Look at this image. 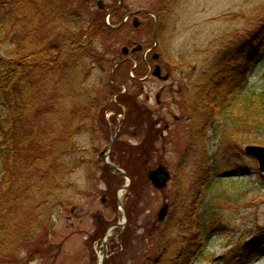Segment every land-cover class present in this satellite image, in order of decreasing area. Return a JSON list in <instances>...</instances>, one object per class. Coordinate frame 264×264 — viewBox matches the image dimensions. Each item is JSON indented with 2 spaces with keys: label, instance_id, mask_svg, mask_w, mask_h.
<instances>
[{
  "label": "rangeland",
  "instance_id": "374dc122",
  "mask_svg": "<svg viewBox=\"0 0 264 264\" xmlns=\"http://www.w3.org/2000/svg\"><path fill=\"white\" fill-rule=\"evenodd\" d=\"M69 1L70 10L84 20L99 18L114 26L122 24L129 13L143 9L157 12L164 7L169 18L159 47L149 53L146 51L155 44L154 20L150 17L140 16L139 29L133 27L130 18L122 29H105L96 39L102 56L92 64L90 81L103 80V87L97 84L101 86L97 96L111 108L132 112L108 157L117 165L129 166L131 188L122 190L127 179L108 169L105 156H100L109 149L121 116L116 110H103V119L96 121L92 132L80 137L89 163L69 176L78 191L68 193L66 207L52 217V229L46 227L33 246V252H41L40 255L25 259L23 252L12 258L16 259L15 264L23 258L24 264H100L107 230L124 220L117 203L120 192L122 203L131 213L124 227L111 232L104 264H141L145 259L159 264L158 258L172 262L176 259L178 264H237L239 259L229 257L248 243H259L252 264H264V180L255 162L241 152L227 155L222 151L218 156L222 173L233 172V167L235 172L238 166L243 175L226 178L221 184L226 190L223 201L212 203L211 195L203 199L200 210L206 211L210 203L207 211L211 212L205 218V234L197 238L185 226L192 215L188 206L197 190L204 152H213L212 141L191 140L189 112L185 109L187 95L193 91L201 69L226 43L238 42L247 29L264 19V0H124L122 9L110 18L107 13L119 0ZM98 2L105 4L104 10L98 8ZM137 45H143L144 50L131 56L128 66L112 77L115 63L125 58L122 48ZM154 54L160 56L158 62H154ZM156 64L170 75L168 81L154 77L133 81L136 76L145 78ZM100 68L105 72H100ZM263 72L264 68L258 67L252 81L257 82ZM115 76L128 91L122 98L126 104L121 108L114 104L121 102L118 92L109 97L104 87ZM262 142L259 145L264 146V139ZM160 165L173 176L163 190L154 188L148 178L149 171ZM179 172L183 173L182 178ZM181 180L183 184L179 186ZM165 204L167 216L159 221ZM210 255L214 257L209 258Z\"/></svg>",
  "mask_w": 264,
  "mask_h": 264
},
{
  "label": "trees",
  "instance_id": "16d2710c",
  "mask_svg": "<svg viewBox=\"0 0 264 264\" xmlns=\"http://www.w3.org/2000/svg\"><path fill=\"white\" fill-rule=\"evenodd\" d=\"M70 5L69 0H0V264H15L12 258L23 252L25 259L40 255L33 246L46 227L52 229V217L66 207L68 193L78 191L69 176L89 163L80 139L111 108L97 96L103 80L90 81L92 64L102 56L96 39L108 28L99 18L84 20ZM158 15L161 36L169 12L163 7ZM260 21L214 55L187 95L191 140L212 141L213 148L204 152L188 206L192 215L185 226L197 238L205 234V218L211 214L210 203L207 212L200 210L203 199H226L219 154L242 153L245 144L263 143L264 74L253 84L249 80L264 57ZM104 87L109 97L116 92L109 84ZM122 167L131 175L129 166ZM258 244L248 243L229 258L250 263ZM158 259L159 264H178ZM145 261L141 264H150Z\"/></svg>",
  "mask_w": 264,
  "mask_h": 264
},
{
  "label": "water",
  "instance_id": "95a60500",
  "mask_svg": "<svg viewBox=\"0 0 264 264\" xmlns=\"http://www.w3.org/2000/svg\"><path fill=\"white\" fill-rule=\"evenodd\" d=\"M123 3V0H120V5L115 7L114 9H112L109 13V15H111L112 13H114L118 8L121 7ZM101 7H103V5L100 3L99 4ZM141 13H147V11H141V12H138V14H141ZM130 15H135V14H130ZM135 27H138L139 26V23H138V19L135 18V23H134ZM142 50V46H138L136 48H134L132 50V53H135L137 51H141ZM128 52V49L125 48L124 49V53L126 54ZM153 76L155 77H158L159 79H161L162 81H167L168 78H169V75H166V76H162V72H161V69L160 67H156L155 71L153 72ZM116 138H113L112 141H111V144H110V147H109V151L107 152V155H109V153L111 152L112 150V147H113V144L115 142ZM244 152L249 155V156H252L253 158L256 159L258 165H259V169L260 171L264 174V147L262 146H257V145H246L244 146L243 148ZM103 154H106V153H103ZM102 154V155H103ZM107 165L112 168L113 170L123 174L125 177H127L126 173L121 170L120 168H118L117 166L111 164L110 162H107ZM149 180L151 181V183L154 185V187L158 190H162V189H165L168 185V183L170 182L171 180V173L167 170L166 167L164 166H160L158 167L156 170H152L150 171L149 173ZM131 181V180H130ZM130 183V182H129ZM129 188V185L126 186L124 189L127 190ZM118 204L119 206H122L120 200H118ZM167 211H168V206L166 205L160 212L159 214V220H163L167 214ZM124 216H125V222L127 221V214L126 212L124 211ZM123 226V224H117V225H114L112 226L108 233H107V237H109V232L114 229V228H117V227H121ZM106 245H107V241H104V248L106 250ZM105 255H106V252H105ZM103 264V262L101 263Z\"/></svg>",
  "mask_w": 264,
  "mask_h": 264
}]
</instances>
